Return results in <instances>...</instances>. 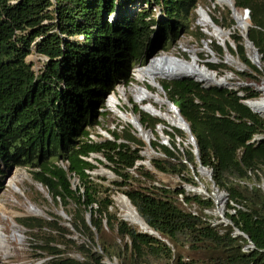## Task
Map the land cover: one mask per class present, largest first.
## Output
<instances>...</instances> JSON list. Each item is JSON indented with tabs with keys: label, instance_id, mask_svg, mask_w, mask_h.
<instances>
[{
	"label": "trees",
	"instance_id": "obj_1",
	"mask_svg": "<svg viewBox=\"0 0 264 264\" xmlns=\"http://www.w3.org/2000/svg\"><path fill=\"white\" fill-rule=\"evenodd\" d=\"M200 1L0 0V176L25 167L55 203L64 210L71 203L77 211L71 230L58 225L56 215L52 221L27 224L55 232L58 244L73 245L81 256H61L50 245L51 236L44 248L38 246L50 256L45 264H112L113 259L118 264H264V191L241 183L264 176V117L241 103L260 96L255 87L264 78V0H233L234 8L249 11L247 38L263 66L250 63L238 31L232 35L237 52L225 42L248 68L229 69L245 86L203 87L192 78L160 81L165 97L188 124L198 157L191 144L177 148L172 134V150L151 143L164 156L150 160V166L177 177L178 185L191 186L196 182L189 166L195 175L198 163L210 169L213 184L227 194L229 223L212 225L213 215L205 212L215 206L210 198L166 186L151 171L136 167L142 142L128 129L109 131L112 139L90 137L106 97L132 81V68L194 33ZM212 20L221 27L235 23L229 9L224 22ZM195 35L205 37L200 30ZM215 49L222 57L223 49ZM30 55L41 58L39 65ZM134 113L144 127L161 122L136 108ZM253 135L261 138L249 143ZM92 155L103 157L105 162L94 160L115 175L111 183L152 234L116 216L104 177L90 173L97 167ZM72 179L78 182L75 187ZM74 234L83 242L75 243Z\"/></svg>",
	"mask_w": 264,
	"mask_h": 264
},
{
	"label": "rangeland",
	"instance_id": "obj_2",
	"mask_svg": "<svg viewBox=\"0 0 264 264\" xmlns=\"http://www.w3.org/2000/svg\"><path fill=\"white\" fill-rule=\"evenodd\" d=\"M201 7L208 8V13L211 18H217L220 22H224V17L226 10L228 7L226 6H216L215 8L212 6L211 1L209 0H201L200 4L195 9V19L191 25V29L193 30V34H186L182 35L174 44L169 48L168 51H161L157 55L160 54H168L172 55L177 58H183V59H189L191 57H196L200 63H204L208 68L209 66L213 65L216 66V70L210 69V71L216 72L218 75H225L229 77V85L228 87L233 89H238L242 86H245V83L241 82L237 76L229 71V69H233L236 71H244L248 70V68L238 59L236 55H231L226 46L225 42H229L231 47L233 48L234 52H237V48L235 47V44L232 39V35L238 31L240 34H242V31L240 28L236 26V22L234 20V25L230 27H221L218 26L223 32H226V35L224 36H218L207 33L208 30H210L209 27L206 28V26L200 25L198 23V10ZM240 13H243L242 9H238ZM231 12V11H230ZM232 16V13H231ZM233 18V16H232ZM234 19V18H233ZM226 21V20H225ZM248 22V19H247ZM200 30L204 34V39H198L195 35V32ZM221 39H220V38ZM224 37V38H223ZM223 40V41H222ZM216 46H220L223 49L222 57L217 53V50L215 49ZM246 50V56L250 63L254 65L256 68L263 67L262 64H255L250 60V55L252 54V50L249 49L247 46H245ZM226 51L229 53L230 58L233 60H229L226 58ZM251 53V54H250ZM154 57V56H152ZM150 57L147 60V63L152 58ZM28 59L34 62V66L39 65V57L35 55L28 56ZM260 62V61H259ZM145 64H136L131 71L132 81L129 82V84H121L118 85L113 93L118 94V89H122L124 91V95L122 96V104H118L119 111L122 112H132L133 114H136L140 117L139 113H134L135 108L138 109L140 112H143L147 114L151 118H156L149 113L143 111L140 108L139 103L135 101L137 90L136 87L140 85H145L148 90L156 91L155 88L151 87L149 84L146 83V81L138 80L135 76V68L139 66H144ZM202 65V64H201ZM209 70V69H208ZM134 72V73H133ZM161 80H168L166 78L158 79ZM264 82V78L262 80V83ZM202 83V82H200ZM204 84V83H203ZM214 86V85H210ZM260 96H263V93L261 91ZM159 94L163 97L164 92L161 90L159 91ZM109 96V95H108ZM107 96V97H108ZM106 97V99H107ZM105 99V106L103 109H100L103 114L100 115V117H97L99 120V125L92 130V139L93 140H100L101 138H107L112 139V136L109 134V131L116 130L120 131L122 128H126L132 133L135 137L141 140L142 145L139 149V155L142 157L141 159L136 161V167L141 165L142 170H149L153 174H155L156 179L159 180L162 184H165L166 186H170L172 188L175 187H181L184 188L188 186V184H180L178 185L179 179L177 177H171L168 175H165L161 172H158L154 170L152 166H150V163L148 164L146 161H150L152 159L162 157L164 156V153L161 151L160 148H153L151 143H158L159 145L163 147H167L168 149L172 150V144H171V138L170 136L173 134V141L175 142V145L180 150L185 149L188 144H191L188 139V134L177 128L169 125L167 122H164L162 120L160 121L164 122L166 127L163 132H157L156 126H150L147 127V129H150L153 131V138L150 140V147L155 150L156 154L154 156H151L150 158H146L143 155V151L146 147L145 142L143 139L139 136L138 132L134 129V127L123 121L115 111L111 110L109 106L107 105ZM165 108V107H163ZM261 116V115H260ZM100 134V136H97L96 134ZM132 148L137 147L136 145H131ZM100 159L102 162H105L102 156L99 155H92L91 156V162H93L97 167L91 171V175L96 177H104L103 182L104 186H109L110 189L108 194L110 195L111 199L113 200L114 204V212L116 216L119 219L124 220L128 224L136 227L137 230H141L138 225L131 223L130 220L126 219L123 216V209L121 206V203L118 201L119 197L124 195L121 192V189H118L115 185H113L111 182L115 179V175L109 170L105 165L99 162H96L94 158ZM207 168V167H206ZM189 169L192 172V175L194 177V180L196 182V186L201 184L203 188L205 189L204 193H195L193 191H185L189 194H199L198 196H205L207 198H210L211 200H215V196H212L211 193L214 191L216 194L223 192L222 190L215 191L212 187V182L209 180V177L204 174L200 173L199 169L197 167V174H194V168L189 166ZM129 173L132 175H135V172L133 169H129ZM211 178V176H210ZM264 179V176H263ZM11 181H14L16 185H12ZM73 187L78 183L76 179L71 180ZM258 182L257 180H255ZM262 182V181H261ZM0 229L4 232V235H7L6 240H4L3 235L0 234V264H45L47 259L50 258L48 254L46 253V250L39 249L38 246H41L44 248V242L47 240H50L49 238L52 236V242L50 245L55 246L61 250V256H69L75 259H81V256H79V253L76 251V249L73 247V245L64 246L62 244H58L60 240V236L56 234L55 232L50 231L48 228H43L42 230L38 229L35 226L29 227L27 224H35V219H40L44 221L48 220H55L53 218L54 215L58 216V225H61L62 227L68 228L69 230L72 229L70 224V219L76 210H74L73 205L70 203L67 205L66 209L64 210L63 206L58 202L55 203L46 190L37 182H35L25 167H14L11 170H6L4 172V176H0ZM155 183V182H154ZM156 184V183H155ZM191 186V185H189ZM218 196V195H217ZM227 198L223 199V202L221 203L222 207V213L225 217V203ZM33 205L36 208H38L41 211V214H36L33 212H29V207ZM220 206V205H219ZM208 214H212L213 217L210 218L211 222H215L216 224L221 222V218L217 214V208L216 206L212 210H206ZM77 214V211L75 212ZM11 214L13 215V221L12 223L9 221L6 215ZM85 220L88 216L90 218L91 213L86 211L84 213ZM223 223V222H222ZM229 223V222H226ZM103 224H105V221L103 220ZM224 224V223H223ZM14 232H17L20 236L19 241L12 240L13 237L11 236ZM143 231V230H141ZM149 231V230H147ZM70 238L74 240L75 243L79 244L83 242V238L80 237L78 234L71 235ZM105 262H109L108 258H105ZM112 264H118L116 259L111 260Z\"/></svg>",
	"mask_w": 264,
	"mask_h": 264
},
{
	"label": "bare ground",
	"instance_id": "obj_3",
	"mask_svg": "<svg viewBox=\"0 0 264 264\" xmlns=\"http://www.w3.org/2000/svg\"><path fill=\"white\" fill-rule=\"evenodd\" d=\"M212 3V6L215 8L216 6H226L232 8V16L236 21V26L240 28L242 34L247 29V18L243 17V13H240L238 9L234 8L231 4L230 0H209ZM208 8L201 7L198 10V23L200 25L206 26L210 28L207 33L215 34L218 36L226 35V32H223L221 29L216 28L213 24V20L208 13ZM220 38V37H219ZM224 38V37H223ZM221 39V38H220ZM223 41V40H222ZM250 49V48H249ZM252 50V49H251ZM251 54V53H250ZM251 61L255 64L259 65V60H255L253 55H250ZM226 58L233 61L229 53L226 51ZM135 76L138 80L146 81L151 87L155 88L156 91L148 90L145 85H140L136 87L137 95L135 101L139 103L140 108L149 113L150 115L159 118L160 120L167 122L169 125L173 127H177L187 133V126L183 120L179 117L177 111L173 106L167 102L166 98L159 94L160 89V81L158 79L168 78L172 75L179 76H187L195 79L198 82H202L205 85H229V77L225 75H218L214 71L208 70L204 65L199 63V60L196 57H191L189 59L177 58L168 54H160L153 57L146 65L139 66L135 68ZM263 93V96L256 98V101H250L249 106L259 115L264 117V87L260 90ZM124 95V91L122 89H118V94L111 93L107 99V105L109 108L125 122L131 124L134 129L138 132L139 136L143 139L146 144V147L143 151V155L146 158H150L156 154L155 150L150 147V140H152L153 131L147 129L142 126L139 121V117L132 112H122L118 109V104H122V96ZM165 107V108H163ZM159 122L156 124V131L163 132L166 125L164 122ZM205 173V172H204ZM11 184L16 185L14 181H11ZM192 189V188H189ZM202 189V188H201ZM204 190V189H203ZM201 192L202 190H198ZM219 203H222L224 194L218 193ZM123 209V216L130 220L131 223H134L141 228V230H149L147 226L143 223V221L138 217L134 208L130 205L128 200L124 196H120L119 200ZM29 212H33L36 214H41V211L35 206L31 205L29 207ZM220 211V210H219ZM9 221L12 223L13 215H6ZM0 234L3 235L4 240H6L7 235H4L2 229H0ZM13 237L12 240L19 241L20 236L17 232L13 231L11 235ZM1 248V246H0Z\"/></svg>",
	"mask_w": 264,
	"mask_h": 264
},
{
	"label": "water",
	"instance_id": "obj_4",
	"mask_svg": "<svg viewBox=\"0 0 264 264\" xmlns=\"http://www.w3.org/2000/svg\"><path fill=\"white\" fill-rule=\"evenodd\" d=\"M231 1V4L234 6V4H233V0H230ZM200 8V7H199ZM228 9L231 11V13H232V8H230V7H228ZM243 17L245 18H247L248 19V17H249V11L247 10V9H244L243 10ZM236 22V21H235ZM247 24V29L245 30V32L243 33V34H241L242 35V38H243V40H244V43H245V46H247L248 48H250V49H252V55H253V57L255 58V60H259V58H260V55L258 54V52H257V50L253 47V44H252V42L250 41V40H248V38H247V30H248V27H249V22H247L246 23ZM216 28H219L218 26H216L215 24H213ZM220 29V28H219ZM250 60H251V58H250ZM182 78H191V77H187V76H179V75H172V76H170V77H168V78H166V79H168V80H172V79H182ZM195 80V79H194ZM249 85V84H248ZM201 86H203V87H207V86H210V85H205V84H203V83H201ZM216 86H218V87H224V88H229L227 85H224V86H219V85H216ZM264 87V82L261 84V85H259V86H257V87H255V89L256 90H258V91H260L262 88ZM160 89L163 91V88H162V86L160 85ZM164 92V91H163ZM239 93V95L241 96L242 95V93L241 92H238ZM164 96H165V93H164ZM166 98V97H165ZM259 99H260V97H259ZM166 100H167V102L168 103H170L172 106H173V108H175V110L177 111V113H178V115H179V117L181 118V120H183L184 122H185V124H186V126H187V134H188V139H189V141H190V143H191V145L193 146V153L195 154V156H196V158L198 157V153H197V148H196V143H195V141H194V138H193V136H192V134H191V132H190V129H189V127H188V124L186 123V121L183 119V117L179 114V111H178V108L172 103V102H170L167 98H166ZM250 101H256V98H247V99H241V103L242 104H244L245 106H247L252 112H254V113H256L250 106H249V102ZM256 114H258V113H256ZM198 169H199V172L200 173H204V174H206L209 178H210V176H211V170L210 169H208V168H206L205 166H203L202 164H200V163H198ZM12 169V168H11ZM10 169V170H11ZM211 179V178H210ZM72 180H74V179H72ZM192 189H194V188H192ZM122 196H124L126 199H127V197L125 196V195H122ZM225 196H227V194L225 193ZM128 200V199H127ZM129 202V201H128ZM130 203V202H129ZM222 208L220 209V211H219V213H218V215H219V217L221 218V220H226V221H229L226 217H224V215H223V213H222ZM86 222L89 224V217L87 216L86 217ZM236 231V234H242V232H240V231H238V230H235ZM144 232H147V233H149V234H152L153 232H152V230H150L149 229V231H147V230H144ZM243 236H245L246 237V235H244V234H242ZM250 247H253V245L251 244V245H249ZM247 247V246H246ZM107 262V261H106Z\"/></svg>",
	"mask_w": 264,
	"mask_h": 264
},
{
	"label": "built area",
	"instance_id": "obj_5",
	"mask_svg": "<svg viewBox=\"0 0 264 264\" xmlns=\"http://www.w3.org/2000/svg\"><path fill=\"white\" fill-rule=\"evenodd\" d=\"M90 137L92 138V135H90ZM261 138V136L260 135H253L252 136V138L248 141L249 143H251V142H255V141H257L258 139H260ZM148 164H149V160L148 161H146ZM209 180H211L210 178H209ZM262 181V182H261ZM212 182V181H211ZM241 183H245L246 185H248V187L250 188V187H252V186H257V187H260L263 191H264V179H263V177H261V179H260V181L259 182H256L255 181V179H251V180H249V181H247V182H241ZM212 187L214 188V190L215 191H218V189L216 188V186L213 184V182H212ZM189 188H194V189H189ZM202 188V189H201ZM184 189V191H193V192H195V193H204L205 192V189L203 188V186L201 185V184H199V185H197V186H186V187H184L183 188ZM202 190L201 192H199L198 190ZM204 189V190H203ZM187 193V192H186ZM220 193H223L224 194V198H227V196H225V193L226 192H220ZM199 195V194H198ZM211 195L212 196H215V200L213 201L214 202V204H215V206H216V208H217V214L219 213V210L222 208L221 207V203H219V199H218V196H217V194L213 191L212 193H211ZM205 197V196H204ZM223 198V199H224ZM179 199H182V195L180 194L179 195ZM227 200V199H226ZM223 202V201H222ZM220 205V206H219ZM214 206V207H215ZM205 212H206V210H205ZM194 213V212H193ZM207 213V212H206ZM221 222H223L224 224H227L226 222H229V221H226V220H220ZM214 224H216L215 222H212V225H214ZM234 234H236V231L234 232Z\"/></svg>",
	"mask_w": 264,
	"mask_h": 264
},
{
	"label": "clouds",
	"instance_id": "obj_6",
	"mask_svg": "<svg viewBox=\"0 0 264 264\" xmlns=\"http://www.w3.org/2000/svg\"><path fill=\"white\" fill-rule=\"evenodd\" d=\"M230 88V87H229ZM259 98V97H258Z\"/></svg>",
	"mask_w": 264,
	"mask_h": 264
}]
</instances>
